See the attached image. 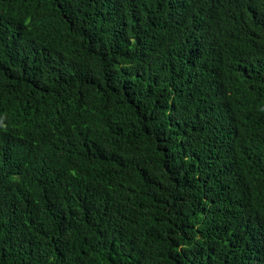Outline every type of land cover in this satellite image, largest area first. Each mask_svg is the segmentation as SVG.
Segmentation results:
<instances>
[{"label":"trees","instance_id":"16d2710c","mask_svg":"<svg viewBox=\"0 0 264 264\" xmlns=\"http://www.w3.org/2000/svg\"><path fill=\"white\" fill-rule=\"evenodd\" d=\"M0 264H264V0H0Z\"/></svg>","mask_w":264,"mask_h":264}]
</instances>
